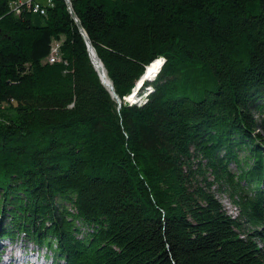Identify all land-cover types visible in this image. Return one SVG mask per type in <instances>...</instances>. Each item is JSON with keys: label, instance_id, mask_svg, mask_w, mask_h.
I'll return each instance as SVG.
<instances>
[{"label": "trees", "instance_id": "16d2710c", "mask_svg": "<svg viewBox=\"0 0 264 264\" xmlns=\"http://www.w3.org/2000/svg\"><path fill=\"white\" fill-rule=\"evenodd\" d=\"M10 1L0 241L51 264H264V0Z\"/></svg>", "mask_w": 264, "mask_h": 264}, {"label": "rangeland", "instance_id": "374dc122", "mask_svg": "<svg viewBox=\"0 0 264 264\" xmlns=\"http://www.w3.org/2000/svg\"><path fill=\"white\" fill-rule=\"evenodd\" d=\"M13 0L10 1V4ZM22 1V0H20ZM26 2H28V6L30 7L31 11L33 12L32 10V7H33V3L35 2H39L41 6H44V5H49L48 2L49 0H24ZM52 2V0H50ZM66 4L68 5V7H70V3H69V0H65ZM35 14H39L38 12H33ZM45 14V13H44ZM44 14H41V15H44ZM41 19L39 18L38 15H33V22L34 23H40ZM58 42L56 39H53L51 40V43L49 44V48H48V52L46 53V55L42 58V61L43 62H50L49 61V57L51 54H53V51L51 50V45L54 43ZM60 59V51L58 52V60ZM160 60V59H159ZM161 60L163 61V58L161 57ZM162 63V62H161ZM151 75V74H150ZM156 75H153V76H146L145 78L142 79V81H152L154 78H155ZM144 84V83H142ZM140 88V91L141 90V87ZM140 91L138 89V91H136V95L135 97L133 98V100L137 101V99L139 98V96L143 95V93L140 94ZM144 91H147V93L150 91L149 87L146 86L145 90ZM127 101L129 102H132L130 100L127 99ZM6 105L4 104H1L0 105V120H4V119H7L9 117L12 116V113L9 109H7L5 107ZM222 203L225 205V207L229 210V212H233L234 213V209L233 207L230 205L229 201L225 198V197H222ZM0 245L2 246V255H3V258L0 259V264H23L20 260H23L22 258L25 259L26 256H31V258L33 259L35 255L33 252H35L36 250L40 253V254H46V251L44 249H39L37 247H34L32 244L30 243H23L21 242V240H17L15 242H9L8 240H2L0 241ZM33 251L30 255H29V252ZM4 253V254H3ZM14 253H20L18 256H14L13 254ZM26 256H24V255ZM9 255H11L12 259L9 258ZM18 257V258H17ZM18 259V260H17ZM39 262H43L42 259H38ZM46 262H50L51 261L48 259L46 260ZM39 263V264H40ZM44 263V262H43ZM46 264V263H44Z\"/></svg>", "mask_w": 264, "mask_h": 264}, {"label": "built area", "instance_id": "2783aa9c", "mask_svg": "<svg viewBox=\"0 0 264 264\" xmlns=\"http://www.w3.org/2000/svg\"><path fill=\"white\" fill-rule=\"evenodd\" d=\"M23 4H25L27 7H29L27 4H28V2H26V1H24V0H22V1H20V0H13L12 2H11V4H10V7H11V9L14 11V13L16 14H18V12H19V7L21 6V5H23ZM48 4L49 5H52V2L49 0V2H48ZM30 8V7H29ZM32 10H33V12H38L39 14H44L45 13V7L44 6H41L40 5V3L39 2H35V3H33V7H32ZM58 41V40H57ZM59 41L58 42H56L55 44L53 43L50 47H51V50L53 51V54H51L50 55V59H49V61L50 62H54V61H56V60H58V52H59Z\"/></svg>", "mask_w": 264, "mask_h": 264}, {"label": "water", "instance_id": "95a60500", "mask_svg": "<svg viewBox=\"0 0 264 264\" xmlns=\"http://www.w3.org/2000/svg\"><path fill=\"white\" fill-rule=\"evenodd\" d=\"M69 8H70V7H69ZM75 21H77L76 18H75ZM77 24H78V22H77ZM78 27H79L80 33L83 35V38H84V41H85V44H86V47H87V52H88L89 58H90V60H91V63L93 64V67H94L95 70L97 71V74L99 75V78H100V80H101V83L107 87V89L110 91V93L112 94V96L116 97L115 92H114V90H113V87H112V85H111V82L108 80V83L106 84V83L102 80V78L100 77L99 70L97 69L95 63L93 62V58H92V56H91V49H92V52H93L95 55H96V53H95V51H94V49H93V47H92V45H91V43H90L88 37L86 36V34H85V32L83 31V29L79 26V24H78ZM96 56H97V55H96ZM97 58H98V57H97ZM159 59H160V60H159ZM159 59H158V60H159V64H158L157 68L161 65V62H162L161 58H159ZM98 60H99V58H98ZM99 61H100V60H99ZM102 67H103V66H102ZM146 67H147V66H146ZM146 67H145V69H146ZM157 68H156V69H157ZM156 69H155V70H156ZM155 70H154V71H155ZM154 71H153V72H154ZM153 72H152V73H153ZM147 76H148V75H147ZM142 79H143V77L140 76V78L138 79L137 82L139 83V80L141 81ZM117 101L119 102V99H117Z\"/></svg>", "mask_w": 264, "mask_h": 264}, {"label": "bare ground", "instance_id": "6f19581e", "mask_svg": "<svg viewBox=\"0 0 264 264\" xmlns=\"http://www.w3.org/2000/svg\"><path fill=\"white\" fill-rule=\"evenodd\" d=\"M91 56L93 58V62L95 63L97 69L99 70V74L100 77L102 78V80L107 84L108 83V78L106 76L105 70L102 67L101 62L98 60L97 56L92 52L91 49ZM159 59V58H158ZM156 59L154 61H152L151 63H149L146 67V69L144 70V72L142 73V77L145 78L147 75H150L158 66L159 64V60ZM20 253H14L15 256H18ZM18 258V257H17ZM39 261V260H38Z\"/></svg>", "mask_w": 264, "mask_h": 264}]
</instances>
